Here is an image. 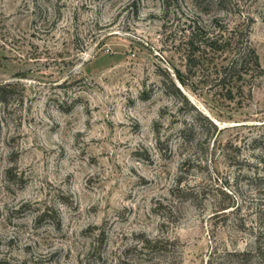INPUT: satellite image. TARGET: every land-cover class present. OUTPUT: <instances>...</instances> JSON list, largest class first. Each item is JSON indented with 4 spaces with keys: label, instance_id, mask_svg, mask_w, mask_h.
<instances>
[{
    "label": "rangeland",
    "instance_id": "obj_1",
    "mask_svg": "<svg viewBox=\"0 0 264 264\" xmlns=\"http://www.w3.org/2000/svg\"><path fill=\"white\" fill-rule=\"evenodd\" d=\"M211 17L248 24L263 76L230 100L193 84L186 104L162 81L183 71L184 26ZM4 83L0 264H264L242 163L264 159V0H0Z\"/></svg>",
    "mask_w": 264,
    "mask_h": 264
},
{
    "label": "trees",
    "instance_id": "obj_2",
    "mask_svg": "<svg viewBox=\"0 0 264 264\" xmlns=\"http://www.w3.org/2000/svg\"><path fill=\"white\" fill-rule=\"evenodd\" d=\"M208 4L214 5L220 8L228 0H203ZM220 20L216 17H211L207 23L201 24L196 19H190L184 26V37L182 42V61L183 71L172 68L173 79L165 75L164 83L166 91L170 93L175 99L188 104V101L181 92V89H187L191 92H195V86L193 84H205L207 89L217 88L225 95L226 99H232V89L235 88L236 92H242L245 86H248V96L250 85L254 84L253 80H258L263 76V70L259 64L258 57L251 46L249 41L248 24L243 28H239L238 25H234L231 28L220 26L218 24ZM209 70V71H208ZM207 72L210 75L213 74V78L207 80L196 79L197 73ZM200 80V81H199ZM257 82V81H256ZM246 85H245V84ZM13 100L12 89L9 84H0V105L6 106ZM194 110V108H193ZM195 111L196 117L199 122L209 126L212 130H215V125L200 112ZM187 130L184 133H180V138H186ZM259 137L251 141V147L254 148ZM261 155L264 157V150L261 151ZM188 160L183 159L181 166L187 164ZM248 163L243 161V165L246 166L245 181L248 186H251L253 192L258 199V207L254 212V219L256 223L261 224V218L264 217V159L259 161H250ZM181 180L177 179L175 187L170 189L169 194L176 197L181 201L194 200L196 190L193 187H180ZM231 207L227 205L222 209ZM45 216L44 213L40 214L38 221H41ZM165 218V217H164ZM260 235L254 237L253 246L246 253L253 254V257L260 262L264 261V243L260 241ZM141 250L150 249L151 252L165 254L167 249L165 246H161V242L156 247L157 241H140ZM167 242H165L166 244ZM156 247V249H155ZM243 256V255H242ZM2 262V261H1ZM3 263V262H2Z\"/></svg>",
    "mask_w": 264,
    "mask_h": 264
}]
</instances>
